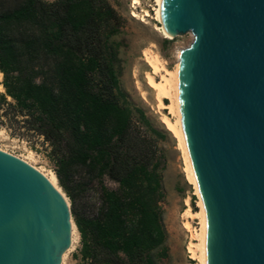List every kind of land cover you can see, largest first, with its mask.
I'll use <instances>...</instances> for the list:
<instances>
[{
	"label": "water",
	"instance_id": "1",
	"mask_svg": "<svg viewBox=\"0 0 264 264\" xmlns=\"http://www.w3.org/2000/svg\"><path fill=\"white\" fill-rule=\"evenodd\" d=\"M160 28L192 35L179 100L205 262L264 264V0H160ZM70 232L63 195L0 151V264H65Z\"/></svg>",
	"mask_w": 264,
	"mask_h": 264
},
{
	"label": "trees",
	"instance_id": "2",
	"mask_svg": "<svg viewBox=\"0 0 264 264\" xmlns=\"http://www.w3.org/2000/svg\"><path fill=\"white\" fill-rule=\"evenodd\" d=\"M119 24L104 0H23L0 13V110L15 108L38 123L63 190L77 167L117 184L101 187L95 219L72 212L84 264H153L150 253L165 241L156 149L138 126L149 123L141 111L133 119L114 68L109 40ZM47 60L48 71L26 69Z\"/></svg>",
	"mask_w": 264,
	"mask_h": 264
},
{
	"label": "rangeland",
	"instance_id": "3",
	"mask_svg": "<svg viewBox=\"0 0 264 264\" xmlns=\"http://www.w3.org/2000/svg\"><path fill=\"white\" fill-rule=\"evenodd\" d=\"M41 1L50 4L58 0ZM104 1L114 9L120 22L119 32L109 40L115 53L114 68L119 88L124 94L127 107L132 111L133 119L137 120L138 111L144 113L149 126L147 128L141 127L140 124L138 126L153 138L156 149L155 162L163 195L159 206L162 212L161 224L165 232V241L162 247L150 253L151 259L153 264H196L186 251L190 235L183 226V213L187 209V201L190 209L198 212V199L193 186L187 181L183 154L178 142L161 120L163 115L170 118L171 116L166 109H158L154 92L147 86L145 76L151 71L142 56L143 50L153 47L155 54L167 63V68L172 69L176 50L186 48L192 41V35L188 33L171 39L164 38L159 31L160 23L156 21L154 15L155 0H137L138 5L135 9H133L134 0ZM22 2L23 0H0V13L15 9ZM143 10L148 11L150 17L143 18ZM52 66L53 62L47 60L38 64H27L26 69L39 71L40 68L48 71ZM34 77L36 83L40 82V76ZM2 82L3 76H0V86ZM0 94H4L1 89ZM6 100L11 103L8 97ZM164 103H168V100H164ZM152 130L161 133L162 137L155 136ZM0 151L19 158L44 175L54 173L55 163L51 144L39 134L38 123L15 108L4 106L0 110ZM58 186L61 194L66 198L71 223L74 226V215L89 220L97 217L102 186L108 191L117 190V184L108 177L103 176L98 180L83 167L72 170L67 191L59 184ZM197 224L198 221L195 220L192 226L198 228ZM70 248L65 257V264H84L79 254L81 248L79 233Z\"/></svg>",
	"mask_w": 264,
	"mask_h": 264
},
{
	"label": "bare ground",
	"instance_id": "4",
	"mask_svg": "<svg viewBox=\"0 0 264 264\" xmlns=\"http://www.w3.org/2000/svg\"><path fill=\"white\" fill-rule=\"evenodd\" d=\"M154 2H155V9H154L155 19L160 23V0H155ZM136 5H138V1L134 0L133 9L136 8L135 7ZM142 14H143V18L150 17L148 11L143 10ZM132 15L136 16L135 13H132ZM159 31L164 38L171 39V36L164 29L159 27ZM152 48L151 47L146 48L145 50H143L142 53L143 60L148 65L151 71L150 73H147L145 76L146 83L147 86L154 92L153 94L155 96V101L157 103L158 109L160 110L166 109L169 112L168 114L171 116L170 118L168 116L163 115L161 120L165 128L174 136V138L178 142V146L180 147L183 154L184 165H185L184 172L186 174L187 181L189 182L190 185L193 186L195 195L197 196L198 199V208H199L198 212H193L190 209L187 201L186 202L187 209L183 213L184 214L183 226L190 235L189 241L186 246V251L189 258L196 261V264H206L203 244H202V233H203L206 211L204 208L197 179L186 146L183 127H182L181 112H180L178 62L180 58V51L182 49L176 50L175 64L172 69H168L167 63L163 61L157 54H155ZM0 76H2L1 73ZM156 78H158V80ZM0 89L1 91H4L2 86H0ZM164 100H168V103H164ZM44 176L49 180L51 185H53V187L60 192L55 174L50 172L49 175H44ZM195 220L198 221L197 224L198 228H194L192 226V223ZM77 234L78 232L76 227L71 223L70 241L72 239V245L70 242V247L73 246ZM70 247L68 248L69 250L68 249L66 250L65 257L67 256L68 252L71 250Z\"/></svg>",
	"mask_w": 264,
	"mask_h": 264
}]
</instances>
